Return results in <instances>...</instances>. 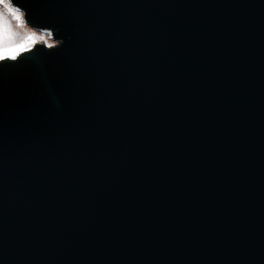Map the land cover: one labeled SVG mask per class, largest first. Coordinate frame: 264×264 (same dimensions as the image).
<instances>
[{
	"label": "water",
	"instance_id": "1",
	"mask_svg": "<svg viewBox=\"0 0 264 264\" xmlns=\"http://www.w3.org/2000/svg\"><path fill=\"white\" fill-rule=\"evenodd\" d=\"M11 2L0 264H264V0Z\"/></svg>",
	"mask_w": 264,
	"mask_h": 264
},
{
	"label": "snow or ice",
	"instance_id": "2",
	"mask_svg": "<svg viewBox=\"0 0 264 264\" xmlns=\"http://www.w3.org/2000/svg\"><path fill=\"white\" fill-rule=\"evenodd\" d=\"M4 0H0V3H3ZM12 4V2H11ZM13 5V4H12ZM12 16V19H14L19 25H23L24 20H23V16H21L19 8H13L12 12L9 13ZM12 35L11 33V25L9 23V20L7 17L0 15V38H4L7 39ZM35 33H31L29 34L26 38L25 41L15 45L14 48L9 49L7 47L3 48V50H0V60H3L6 58V54L10 55L12 59L16 58V55L19 54V51H24L26 50L25 48V43H27L28 41L31 42H35ZM40 40H44L43 36L39 37ZM12 53H16V54H12Z\"/></svg>",
	"mask_w": 264,
	"mask_h": 264
},
{
	"label": "rangeland",
	"instance_id": "3",
	"mask_svg": "<svg viewBox=\"0 0 264 264\" xmlns=\"http://www.w3.org/2000/svg\"><path fill=\"white\" fill-rule=\"evenodd\" d=\"M8 20H9V23L11 25V33L12 35L7 38V39H4V38H0V50H3V48L7 47L9 49H12L15 47V45H18L22 42L25 41V38L31 34V33H35V42H31V41H28L27 43H25V48L26 50L27 49H30L35 43H38V42H43L45 45L49 46V45H52L53 42L50 41L46 35L44 34H41L39 32H36L32 29H30L25 23H24V28L21 27V25H19L14 19L11 18V15L9 14L8 16ZM27 29V31H25L24 29ZM40 36H43L44 37V40H40L39 37ZM22 52V51H19V53ZM12 54H16V53H12ZM6 57H9L11 58L10 55L6 54Z\"/></svg>",
	"mask_w": 264,
	"mask_h": 264
},
{
	"label": "clouds",
	"instance_id": "4",
	"mask_svg": "<svg viewBox=\"0 0 264 264\" xmlns=\"http://www.w3.org/2000/svg\"><path fill=\"white\" fill-rule=\"evenodd\" d=\"M13 8H16L14 5L11 4V0H4L3 3H0V15H3L8 18L9 13L12 12ZM21 16L24 15L23 10L19 9ZM12 18V16H11ZM22 28H24V23L21 25ZM27 31V29H24Z\"/></svg>",
	"mask_w": 264,
	"mask_h": 264
}]
</instances>
